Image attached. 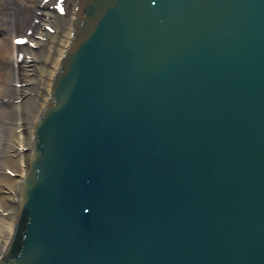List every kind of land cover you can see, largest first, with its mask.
Wrapping results in <instances>:
<instances>
[{
	"label": "water",
	"instance_id": "obj_1",
	"mask_svg": "<svg viewBox=\"0 0 264 264\" xmlns=\"http://www.w3.org/2000/svg\"><path fill=\"white\" fill-rule=\"evenodd\" d=\"M0 264H264V0H78Z\"/></svg>",
	"mask_w": 264,
	"mask_h": 264
},
{
	"label": "bare ground",
	"instance_id": "obj_2",
	"mask_svg": "<svg viewBox=\"0 0 264 264\" xmlns=\"http://www.w3.org/2000/svg\"><path fill=\"white\" fill-rule=\"evenodd\" d=\"M55 1L0 0V257L18 218L34 128L58 67V60L49 67L55 44L49 33L55 29L67 42L71 35L72 13L57 15Z\"/></svg>",
	"mask_w": 264,
	"mask_h": 264
},
{
	"label": "rangeland",
	"instance_id": "obj_3",
	"mask_svg": "<svg viewBox=\"0 0 264 264\" xmlns=\"http://www.w3.org/2000/svg\"><path fill=\"white\" fill-rule=\"evenodd\" d=\"M76 4H77V0H56L55 1V5L57 6L58 12H59V13H57V15H60V17H64L65 13H72V17H71V21H72L73 20V15H74V12H75ZM50 8L52 9L51 6H50ZM70 29H71V26H70ZM54 31H55V29H53L52 32L49 33L50 42L53 39H54V42H55V44L53 45V50H52V52L50 54L51 59H50L49 67L52 66L56 60H58V62H59V59H60V57L62 55V54L59 55L60 54V50H61L62 47H64V50H65V48L67 47V44H68L66 37L64 38L62 33H60V32L54 33ZM61 41H63L62 42L63 44H60Z\"/></svg>",
	"mask_w": 264,
	"mask_h": 264
}]
</instances>
